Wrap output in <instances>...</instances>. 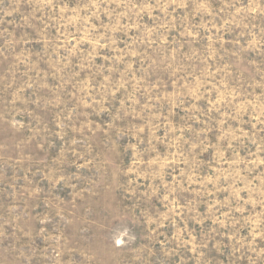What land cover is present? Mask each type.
Wrapping results in <instances>:
<instances>
[{"label": "rangeland", "instance_id": "1", "mask_svg": "<svg viewBox=\"0 0 264 264\" xmlns=\"http://www.w3.org/2000/svg\"><path fill=\"white\" fill-rule=\"evenodd\" d=\"M0 264H264V0H0Z\"/></svg>", "mask_w": 264, "mask_h": 264}]
</instances>
